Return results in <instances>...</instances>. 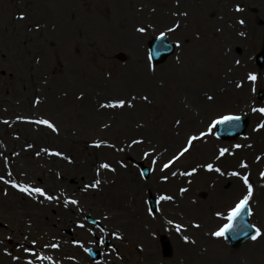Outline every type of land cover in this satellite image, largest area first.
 <instances>
[{
    "label": "rangeland",
    "instance_id": "1",
    "mask_svg": "<svg viewBox=\"0 0 264 264\" xmlns=\"http://www.w3.org/2000/svg\"><path fill=\"white\" fill-rule=\"evenodd\" d=\"M160 34L176 50L153 66ZM261 52L264 0H0V264H264ZM229 115L246 130L222 141ZM245 176L261 235L232 246L214 233Z\"/></svg>",
    "mask_w": 264,
    "mask_h": 264
},
{
    "label": "snow or ice",
    "instance_id": "2",
    "mask_svg": "<svg viewBox=\"0 0 264 264\" xmlns=\"http://www.w3.org/2000/svg\"><path fill=\"white\" fill-rule=\"evenodd\" d=\"M24 17H20V19H23ZM138 31H140L141 33L144 32V29L143 28H140L138 29ZM170 31H174V29H170ZM163 37H161L162 39ZM248 80L251 81L252 83H255L256 80H257V76L255 75H249L248 77ZM209 99H211V97H209ZM125 105L123 102H120L119 104H109L107 105V107H120V108H123ZM254 112H259L261 116H264V108H257V109H253ZM240 117L239 116H224L222 117L221 119L217 120L214 122L213 124V127H216V125H221V124H227V123H231L232 121H236V120H239ZM38 123H41V124H46L47 127L49 128H53V125L48 123L47 121H38ZM264 128V123H261L259 125V127L257 128V131ZM55 130V129H53ZM197 139V137H192L188 143L189 145H191L195 140ZM97 147H99V145H96ZM239 147V146H238ZM189 149L188 148H185L183 152H181V156L184 155V153L188 152ZM227 150L226 149H222L221 152H220V156H223L225 154ZM102 168H105V169H108L109 168V165L107 164H102L101 165ZM165 168L168 167V165H165L164 166ZM207 170L208 171H217L219 172L220 169L216 168L214 169L213 166L211 164L207 165ZM223 174V173H221ZM188 175H192V173H188ZM233 176H239L238 173L236 172H233L232 173ZM243 181H244V184L247 186V195L244 196V198L235 206V208L226 216L224 217V219H226L228 221L227 224L224 225V227H222L219 231L215 232L214 235L216 237H223L227 232L229 231H232L233 229V226H234V222L238 219V217L244 212V210L248 207V204H249V201L251 199V196H252V186L251 184L249 183L248 181V177H242ZM97 184H99V181L96 182ZM12 187H17V185L13 184ZM19 191L21 192H24V193H31V192H35L37 193L38 195L44 197L45 199L47 200H52L54 199V197L52 196H48L46 195L43 190L37 188V189H31V188H28V187H24V186H20L19 187ZM161 199H171V197H161ZM67 203H72V204H76L77 202L76 201H69V202H66L65 204V207H67ZM249 214H251V211L249 209ZM198 226V225H197ZM81 227H83V225H81ZM254 227V226H253ZM177 230H179V226H177ZM261 235V231L259 228H256L255 229V235H253L251 237L252 240H256L259 236ZM120 237H117V239H119ZM41 260L45 259V257H40ZM29 264H31V262H29Z\"/></svg>",
    "mask_w": 264,
    "mask_h": 264
},
{
    "label": "bare ground",
    "instance_id": "3",
    "mask_svg": "<svg viewBox=\"0 0 264 264\" xmlns=\"http://www.w3.org/2000/svg\"><path fill=\"white\" fill-rule=\"evenodd\" d=\"M258 188H259V191H258L259 193H264V179L259 183ZM83 197H88V196H83ZM139 200H140V196H139ZM142 201H143V198H142ZM143 206H144L143 205V202H140L138 204V207H139L138 212H139L140 216H142V217H143V211H142V207ZM181 206H182L183 209H185V212L187 213V215H191V212L188 211V209L190 207V204H189V202L186 199H185V201L182 202ZM47 207H51V206L48 205ZM89 210H91V209H87V211H89ZM257 216H259V214H257ZM115 221H116V223H119L120 222V221L116 220V218H115ZM126 221H127L126 224L129 226V228L132 229V231L133 230H137L138 232H140L142 234L145 242H147V243L149 242V236H148V234L146 232V228H145V225H147V224L149 225V222L148 221H146L145 219H142L140 221L138 219V216L134 217L133 219H126ZM111 222H112V220L104 218L101 221V224L102 225L105 224V225H108L109 226L111 224ZM112 223L115 224L114 221ZM179 239H181V237L178 235V232H177V234L175 235L176 257L177 258L180 257L178 259V261L179 262H183L184 261L183 257H184V253H186V248L184 247L183 242L182 241H179ZM113 246L116 247L117 245L114 243ZM78 263L79 264L82 263V260L79 259V258H78Z\"/></svg>",
    "mask_w": 264,
    "mask_h": 264
},
{
    "label": "water",
    "instance_id": "4",
    "mask_svg": "<svg viewBox=\"0 0 264 264\" xmlns=\"http://www.w3.org/2000/svg\"><path fill=\"white\" fill-rule=\"evenodd\" d=\"M229 233V232H228ZM231 236L230 237H232L231 238V241L233 242V243H236V244H238V242H240V241H242V240H240V238H243V237H245L246 235H247V233L246 234H243V235H241V236H239V237H236V234H234V233H229Z\"/></svg>",
    "mask_w": 264,
    "mask_h": 264
}]
</instances>
